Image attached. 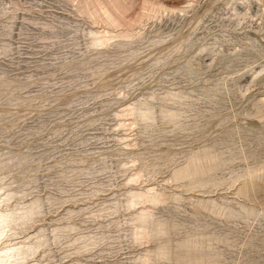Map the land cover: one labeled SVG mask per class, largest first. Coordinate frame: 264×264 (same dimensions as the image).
<instances>
[{"label": "rangeland", "instance_id": "1", "mask_svg": "<svg viewBox=\"0 0 264 264\" xmlns=\"http://www.w3.org/2000/svg\"><path fill=\"white\" fill-rule=\"evenodd\" d=\"M0 198L6 264H264V0H0Z\"/></svg>", "mask_w": 264, "mask_h": 264}, {"label": "bare ground", "instance_id": "2", "mask_svg": "<svg viewBox=\"0 0 264 264\" xmlns=\"http://www.w3.org/2000/svg\"><path fill=\"white\" fill-rule=\"evenodd\" d=\"M1 199V198H0ZM2 212H4V211H2ZM7 213V212H6ZM10 213V212H9ZM8 213V214H9ZM8 214L6 215V214H3V213H0V224L1 223H3V224H8L7 223V221H8ZM9 218H11L10 217V215H9ZM10 220V219H9ZM10 222V221H9ZM1 226V225H0ZM7 226V225H6ZM2 230V229H1ZM4 231V230H3ZM1 233V232H0ZM3 234H4V232H2ZM1 233V234H2ZM6 234V233H5ZM1 236V235H0ZM2 237V236H1ZM16 245V244H15ZM14 246V245H13ZM15 248H13V252L11 251L10 252V250H11V248L8 250V248H6L5 250L3 249V252L6 254L7 252H6V250L7 251H9L8 252V254L10 255L11 253L13 254L14 252H16L17 253V251L16 250H14ZM0 253H2V252H0ZM4 253L3 254H0V264H6L4 261H3V259L7 256V255H4ZM11 254V255H12ZM18 254V253H17ZM17 254H15V256L17 255ZM22 254V253H21ZM8 255V256H9ZM20 255V254H19ZM13 256V255H12ZM21 256V255H20ZM23 256V255H22ZM17 257V256H16ZM17 258H19V260H20V257L18 256ZM22 258V257H21ZM25 259V258H24ZM17 261V260H16ZM21 261V260H20ZM19 262V261H18ZM18 264V263H17Z\"/></svg>", "mask_w": 264, "mask_h": 264}]
</instances>
